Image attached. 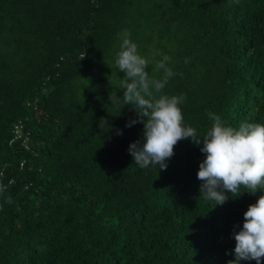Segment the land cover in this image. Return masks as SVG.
Segmentation results:
<instances>
[{"label": "trees", "instance_id": "16d2710c", "mask_svg": "<svg viewBox=\"0 0 264 264\" xmlns=\"http://www.w3.org/2000/svg\"><path fill=\"white\" fill-rule=\"evenodd\" d=\"M125 30L150 77L163 75L157 51L171 57L163 94L186 96L184 125L198 135L209 112L264 124V0H0V264L235 259L233 232L264 189L215 206L191 138L166 170L134 163L144 124L126 127L136 110L110 100L123 96L114 61Z\"/></svg>", "mask_w": 264, "mask_h": 264}, {"label": "clouds", "instance_id": "9594fccd", "mask_svg": "<svg viewBox=\"0 0 264 264\" xmlns=\"http://www.w3.org/2000/svg\"><path fill=\"white\" fill-rule=\"evenodd\" d=\"M129 37L127 30L120 36L122 42L114 61L119 72L126 74L119 85L123 96L118 98L111 93L110 100L112 104L122 101L124 106L131 105L136 110L139 119L129 121L126 127L144 124L142 140L131 143L128 149L134 163L141 169L158 165L159 170H166V161L174 155V147L179 141L191 138L197 145L202 143L200 151L205 154L197 173L203 182L200 191L215 206L228 200L226 193L240 197L245 192L255 195L264 189V124L245 121L238 127L226 126L219 115L209 112L211 128L203 136L198 135L196 129L184 125L180 105L186 96L163 94L170 78L176 75L168 66L171 57L157 51L154 55L161 59L154 62L153 71L162 70L163 75L160 79L150 77L149 61L139 54L137 44ZM188 62L185 58V63ZM105 123L101 118L100 127ZM241 188L245 189L242 195ZM3 191L0 186V192ZM233 237L235 259L228 264L252 260L264 264V196L249 205L243 226L238 232L234 230Z\"/></svg>", "mask_w": 264, "mask_h": 264}, {"label": "built area", "instance_id": "2783aa9c", "mask_svg": "<svg viewBox=\"0 0 264 264\" xmlns=\"http://www.w3.org/2000/svg\"><path fill=\"white\" fill-rule=\"evenodd\" d=\"M14 131H16V132L18 133L17 138L20 137V135H21V130H20V128L16 126ZM15 139H16V138H15ZM15 139H11L9 142L12 143ZM22 163H23V162H21L20 164L22 165Z\"/></svg>", "mask_w": 264, "mask_h": 264}]
</instances>
